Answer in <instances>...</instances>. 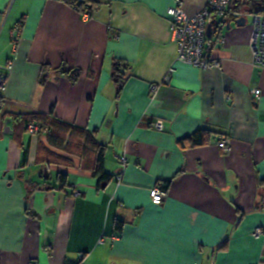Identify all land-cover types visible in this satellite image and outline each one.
<instances>
[{"label": "crops", "instance_id": "0c3cea01", "mask_svg": "<svg viewBox=\"0 0 264 264\" xmlns=\"http://www.w3.org/2000/svg\"><path fill=\"white\" fill-rule=\"evenodd\" d=\"M182 1L188 15L207 2ZM173 2L106 0L85 18L61 0H0V73L23 22L0 92V264H76L81 253L82 264H264V68L249 50L264 0H231L225 18L210 19L204 53L220 65L207 70L176 61ZM117 60L126 64L120 89ZM29 114L47 125L36 136L15 119ZM61 123L104 147L109 181L94 175L97 149ZM198 130L203 145L179 143ZM168 181L166 199L153 203L150 189Z\"/></svg>", "mask_w": 264, "mask_h": 264}, {"label": "built area", "instance_id": "2783aa9c", "mask_svg": "<svg viewBox=\"0 0 264 264\" xmlns=\"http://www.w3.org/2000/svg\"><path fill=\"white\" fill-rule=\"evenodd\" d=\"M68 4L70 0H61ZM74 1V0H73ZM80 1V0H75ZM106 1V0H102ZM231 0H207L205 5L195 14L188 15L183 9L182 0H174L173 5L167 9V14L170 19L172 39L177 44V57L176 61L193 65L203 70L218 67L219 61L210 56L205 55L204 47L207 41L206 29L210 19L225 18L230 13ZM71 6L77 10L76 6ZM83 17L88 18L87 13ZM22 20L19 21L13 29V37L11 40V55L6 64V71L0 73V92H4L7 86V74L13 66L17 63L19 58V49L21 42ZM214 32V29H213ZM222 39H219L221 42ZM249 50L251 54V64L254 67L264 68V13L255 12L251 17V32L249 36ZM173 71L171 66L167 72L165 80ZM159 85L152 84L151 91H156ZM251 93L259 98L260 89H253ZM230 100V97H227ZM155 129L162 131L164 126L161 121L154 124ZM28 132L32 136L38 134V126L34 122H29L26 125ZM218 148L224 155H228L231 151V141L229 137H223L217 142ZM117 157L121 165V171L116 175L117 182H120L123 171L127 165V158L124 153L119 154ZM150 197L153 203L161 204L167 197V191L161 186H154L150 189ZM262 234V230L256 228L253 231V236L258 237ZM114 237L112 238V240ZM104 238H100L99 242H103ZM84 254L81 253L79 260L76 264H82ZM264 261V257H263ZM32 264H37L33 262Z\"/></svg>", "mask_w": 264, "mask_h": 264}, {"label": "trees", "instance_id": "16d2710c", "mask_svg": "<svg viewBox=\"0 0 264 264\" xmlns=\"http://www.w3.org/2000/svg\"><path fill=\"white\" fill-rule=\"evenodd\" d=\"M73 3V6L77 7V11H79L81 14L87 13L90 16L93 15L94 11L99 8V6L102 3V0H80V1H73L70 0L68 2L69 5ZM255 6L258 7H263L264 2H255ZM259 13H264V9L259 10ZM125 61L124 60H117L114 67H113V72H112V77L115 82V84L118 86L120 89L125 81V76L123 72V68L125 66ZM78 77V71L75 70L72 76V80H76ZM15 119H17L21 124H23L25 127L29 122H34L38 126V132L40 130H43L47 127L45 122H42L41 117L34 115V114H29V115H24V116H17ZM62 125L61 128L64 130H70L72 131V134H78L79 136H83L87 140V144L89 145L90 148H96L97 149V157H96V168L94 170V175L98 178V183H104L107 182L111 179V175L108 173H105L103 171V160H104V147L102 145H99L96 143L95 139H93V136H91V133H86L84 130L81 129H76L72 128L71 126H67L66 124L61 123ZM51 135H49L50 138H53L52 132H50ZM206 136V131L205 130H198L194 134H192L190 137H187L185 139L180 140L181 145H185V141H188L190 143V146H201L206 142L205 139ZM63 143V141H61ZM69 145V144H68ZM28 157V148L24 147L23 148V160L26 162ZM58 180L61 183L66 182V175L65 174H59ZM169 185V181L165 183L164 188H166ZM123 225V222L118 220L116 222L115 228L117 230H121ZM224 247V246H223ZM221 247V248H223ZM220 248V249H221Z\"/></svg>", "mask_w": 264, "mask_h": 264}, {"label": "water", "instance_id": "95a60500", "mask_svg": "<svg viewBox=\"0 0 264 264\" xmlns=\"http://www.w3.org/2000/svg\"><path fill=\"white\" fill-rule=\"evenodd\" d=\"M213 24H214V20H211L210 22H208L207 24V29H206V35L207 38H211L213 35ZM236 24L238 26H242L245 24V17L244 16H240L237 20H236ZM229 27V26H227ZM10 122V119H6L5 121V127H4V133L6 134H11L12 133V129L11 127L8 125V123ZM44 177L47 178L48 177V173H47V169H45L44 172ZM111 264H115V263H111Z\"/></svg>", "mask_w": 264, "mask_h": 264}, {"label": "rangeland", "instance_id": "374dc122", "mask_svg": "<svg viewBox=\"0 0 264 264\" xmlns=\"http://www.w3.org/2000/svg\"><path fill=\"white\" fill-rule=\"evenodd\" d=\"M247 19H248V21H249V17H248Z\"/></svg>", "mask_w": 264, "mask_h": 264}]
</instances>
